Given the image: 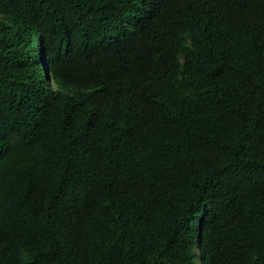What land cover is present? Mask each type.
Instances as JSON below:
<instances>
[{"label":"trees","instance_id":"obj_1","mask_svg":"<svg viewBox=\"0 0 264 264\" xmlns=\"http://www.w3.org/2000/svg\"><path fill=\"white\" fill-rule=\"evenodd\" d=\"M0 264H264V0H0Z\"/></svg>","mask_w":264,"mask_h":264}]
</instances>
